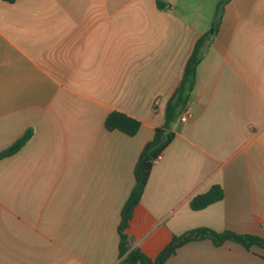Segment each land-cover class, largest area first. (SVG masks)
I'll return each instance as SVG.
<instances>
[{"label": "crops", "instance_id": "obj_1", "mask_svg": "<svg viewBox=\"0 0 264 264\" xmlns=\"http://www.w3.org/2000/svg\"><path fill=\"white\" fill-rule=\"evenodd\" d=\"M160 1L0 0V152L32 129L0 158V264H124L136 162L220 0ZM187 103L127 228L152 258L199 227L264 238V0L224 4ZM112 111L137 133L108 130ZM213 185L223 197L193 210ZM163 264H264V250L202 238Z\"/></svg>", "mask_w": 264, "mask_h": 264}, {"label": "trees", "instance_id": "obj_2", "mask_svg": "<svg viewBox=\"0 0 264 264\" xmlns=\"http://www.w3.org/2000/svg\"><path fill=\"white\" fill-rule=\"evenodd\" d=\"M4 1L14 2L15 0ZM227 1L228 0H220L217 3L212 25L207 32L202 34L196 40L193 50L185 64L182 79L168 101L164 123L155 129L153 138L146 142L139 154L134 168L135 183L121 209L120 222L118 224L119 257H121L124 264H163L176 252L177 248L187 242L202 238H209L216 245H220L226 240H233L242 244L247 249H250L253 245H257L264 250V238L260 236L246 233L240 234L230 230L217 232L208 227H199L188 230L181 235L173 236L170 242L158 253V255L152 258L146 255L139 248H131L129 235L127 233V228L132 218L133 211L140 201L150 171L153 167V160L162 153L164 148L169 144L174 136L172 126L176 121L179 112L189 100L190 92L195 82L196 67L204 54L205 47L211 42L213 36L219 28L224 4ZM157 6L159 8H164L165 3L157 0ZM139 126V120L119 111L110 112L105 119V127L108 130L117 129L129 136L135 135ZM31 134L32 129L27 130L13 144L0 152V158L11 155L13 152L18 150L27 141ZM222 197V188L219 185H213L208 191L195 195L190 201V206L193 210H199L215 201L220 200Z\"/></svg>", "mask_w": 264, "mask_h": 264}, {"label": "built area", "instance_id": "obj_3", "mask_svg": "<svg viewBox=\"0 0 264 264\" xmlns=\"http://www.w3.org/2000/svg\"><path fill=\"white\" fill-rule=\"evenodd\" d=\"M190 115H191V107H190V104L187 103L186 105L183 106V108H182V110H181V112L179 114V119H180V121L185 122V121H187L189 119ZM160 157H161V154L158 155L153 160L154 163L157 162L160 159Z\"/></svg>", "mask_w": 264, "mask_h": 264}]
</instances>
